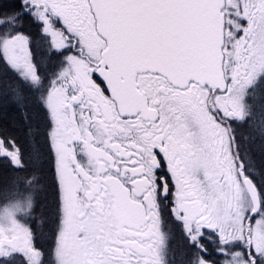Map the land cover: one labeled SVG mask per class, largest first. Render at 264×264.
<instances>
[{"label":"snow or ice","instance_id":"6c2138e0","mask_svg":"<svg viewBox=\"0 0 264 264\" xmlns=\"http://www.w3.org/2000/svg\"><path fill=\"white\" fill-rule=\"evenodd\" d=\"M261 82L264 0H0L5 183L46 153L54 197L0 211V264H264Z\"/></svg>","mask_w":264,"mask_h":264},{"label":"trees","instance_id":"16d2710c","mask_svg":"<svg viewBox=\"0 0 264 264\" xmlns=\"http://www.w3.org/2000/svg\"><path fill=\"white\" fill-rule=\"evenodd\" d=\"M42 54H43V50L40 48L39 52L37 53V56L39 57ZM48 70L51 71L50 68ZM252 98L254 102L256 100L258 101V105H260V107L263 105V109H264V82L258 83L256 85L254 93L252 94ZM26 103L31 109V115L34 118L33 131H35V126H34L35 120L38 119L39 117L36 109L33 107L34 100L31 97V95H28ZM13 107L14 106L12 104L11 98L5 100L3 99L2 96H0V117H3L5 110H8L10 112L9 124L12 127L13 134L16 135L21 140L22 143H25L30 148H35L36 144L33 139V136L28 133V129L25 127V125L20 124L15 119H13L16 116V113L12 111ZM0 126H3L2 119H0ZM38 160L40 161V165L37 166ZM30 172H33L34 175L26 179L30 180L31 182L37 183V191L35 194L36 197L34 202L35 204L34 212L36 213V218L38 219L49 218L51 213L53 212V204H54L53 189H52L53 173L51 170V162L46 153L41 154L39 158H35V157L32 158L30 164ZM8 175H10V172L6 171L5 168L3 167V164L0 163V194L4 192L6 189L7 184L5 183V177ZM47 201L48 204L45 205L44 203H47ZM41 231L43 233L41 236V242L45 246V243L49 239V230L42 229ZM174 242H176L175 239ZM173 247L175 246L173 245Z\"/></svg>","mask_w":264,"mask_h":264},{"label":"rangeland","instance_id":"374dc122","mask_svg":"<svg viewBox=\"0 0 264 264\" xmlns=\"http://www.w3.org/2000/svg\"><path fill=\"white\" fill-rule=\"evenodd\" d=\"M39 49L40 48H37V50H36L37 53L39 52ZM50 69H51V71L54 70L53 68H50ZM251 100H252V96H251V98L249 99L248 102H249V104L252 107V112L254 113L256 119L258 121H260L263 118H262V116L260 114V111L258 110V107L256 109V107H254V105H253V102L250 103ZM260 109H261V107H260ZM38 165H40V161L39 160H38L37 166ZM20 175H21V179L20 180L16 181L14 184H11V185H8V186L6 185L5 191L0 194V211H2L6 207L11 206L12 204H14L16 202L20 203L21 208H25L26 205L29 204V203L31 205H33V203L35 202V197H36L35 194H36V191H37V183L36 182H31L30 180L26 179V178H30L31 176H33L34 173L29 171V174L27 176H25L24 174H20ZM44 204L47 205L48 201H47V203H44ZM28 211H31V209H28ZM32 216L36 217V213L32 212ZM23 219H27V217H21L22 221H23ZM254 223L255 222L253 221V224ZM48 246L49 245H48V241H47L45 243V248H47Z\"/></svg>","mask_w":264,"mask_h":264},{"label":"flooded vegetation","instance_id":"af4514ba","mask_svg":"<svg viewBox=\"0 0 264 264\" xmlns=\"http://www.w3.org/2000/svg\"><path fill=\"white\" fill-rule=\"evenodd\" d=\"M252 102H253L254 107H256V109L258 107V110L260 111V114H261L262 118L264 119V109H263V105L261 106L262 109H260V105H258V101L257 100L255 102L253 100H251L250 103H252ZM241 131H245V129L242 128ZM163 230L165 232H169V233L172 234V237L173 238L171 240V243H172V246L173 245L176 246V244L178 243V239H179V232H178L177 226L173 222H171V221H166L164 223V225H163ZM174 239H175L176 242H174Z\"/></svg>","mask_w":264,"mask_h":264},{"label":"clouds","instance_id":"9594fccd","mask_svg":"<svg viewBox=\"0 0 264 264\" xmlns=\"http://www.w3.org/2000/svg\"><path fill=\"white\" fill-rule=\"evenodd\" d=\"M34 207H35V204L33 203L32 208L34 209Z\"/></svg>","mask_w":264,"mask_h":264}]
</instances>
